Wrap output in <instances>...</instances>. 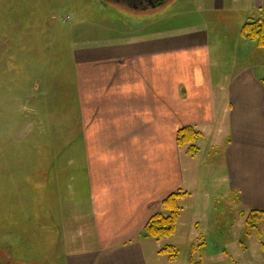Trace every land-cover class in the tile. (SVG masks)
<instances>
[{"label": "crops", "instance_id": "obj_1", "mask_svg": "<svg viewBox=\"0 0 264 264\" xmlns=\"http://www.w3.org/2000/svg\"><path fill=\"white\" fill-rule=\"evenodd\" d=\"M196 1L200 21L76 49L70 138H50L43 123L27 137L26 126L21 153L10 135L0 153V264H264V62L247 55L256 41L242 34L264 18V0ZM234 45L239 54L228 52ZM187 126L202 133L195 156L178 144ZM179 190L194 204L186 253L171 259L144 231ZM210 203L237 209V222L260 212L252 250L240 233L208 246Z\"/></svg>", "mask_w": 264, "mask_h": 264}, {"label": "rangeland", "instance_id": "obj_2", "mask_svg": "<svg viewBox=\"0 0 264 264\" xmlns=\"http://www.w3.org/2000/svg\"><path fill=\"white\" fill-rule=\"evenodd\" d=\"M199 8L200 3L196 0H178L167 2L145 15H133L114 0H0V153H9L10 135L16 142L24 139L26 126L27 137L31 130L34 132L35 126L40 128L41 123L48 124L50 138L71 137V129L66 127L72 124L73 61L77 48L104 43L128 32L165 30L189 21H200ZM236 48L228 52L239 54L242 49ZM250 48L247 55L258 64L263 63L264 46L256 41ZM44 102L48 104L47 113L44 109L41 111ZM40 134L38 131L37 135ZM23 141L19 143L23 144ZM17 146L18 142L16 152L18 148L21 153L26 152L24 145ZM59 148V151L64 148L65 154H72V147ZM49 152H55V146L50 145ZM180 204L181 219L174 241L170 236L155 238V241L159 246L173 242L178 252L186 253L185 234L188 233L185 230L194 201L181 199ZM205 212L198 205V213L195 212L198 220H203ZM208 212L209 224L205 226L210 239L208 246L223 243L222 236L226 240L233 237L232 234L240 233L241 241L252 250V229L242 216L237 222V209L224 203L223 207L214 210L210 203ZM193 235L196 236L195 229ZM200 250L198 244L191 254L196 262L201 258ZM222 260L219 264H235L230 258Z\"/></svg>", "mask_w": 264, "mask_h": 264}, {"label": "trees", "instance_id": "obj_3", "mask_svg": "<svg viewBox=\"0 0 264 264\" xmlns=\"http://www.w3.org/2000/svg\"><path fill=\"white\" fill-rule=\"evenodd\" d=\"M242 34L244 37L256 40L260 46H264V18L249 21L242 27ZM202 136V133L192 126H187L178 132V144L180 146L189 145L188 152L192 155L199 151L197 141ZM187 194L186 191L179 190L171 194L163 202V209L168 210L169 213L165 214L164 211H159L153 215L145 228V234L154 238H163L172 236L176 231L178 223L181 204L180 200ZM260 212L252 211L247 216V224L249 229L257 228V220L259 219ZM264 216V215H263ZM259 236L260 233H258ZM163 253L169 254L171 259L177 256V248L174 245H166L161 250Z\"/></svg>", "mask_w": 264, "mask_h": 264}, {"label": "flooded vegetation", "instance_id": "obj_4", "mask_svg": "<svg viewBox=\"0 0 264 264\" xmlns=\"http://www.w3.org/2000/svg\"><path fill=\"white\" fill-rule=\"evenodd\" d=\"M110 1V0H109ZM118 6L128 9L137 10L141 12L150 11L154 8L161 7L166 4L169 0H114Z\"/></svg>", "mask_w": 264, "mask_h": 264}]
</instances>
